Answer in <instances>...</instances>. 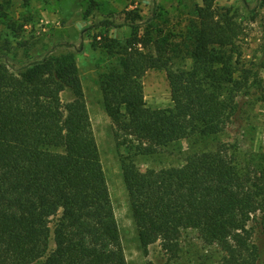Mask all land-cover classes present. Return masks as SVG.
Instances as JSON below:
<instances>
[{"label":"trees","instance_id":"16d2710c","mask_svg":"<svg viewBox=\"0 0 264 264\" xmlns=\"http://www.w3.org/2000/svg\"><path fill=\"white\" fill-rule=\"evenodd\" d=\"M11 1L0 0V9ZM242 34L217 0H201L179 43L137 31L123 41L98 36L95 48L108 61L98 73L102 104L145 256L159 244L175 260L183 234L194 231L221 250L220 264H259L264 155L240 165L218 144L180 168L142 171L134 161L224 133L239 111L237 98L252 87L264 103V73L257 72L264 61L256 69L242 65ZM180 52L189 68H174ZM151 70L166 72L172 107L148 106L143 78ZM0 264H128L71 53H49L18 70L0 57Z\"/></svg>","mask_w":264,"mask_h":264},{"label":"rangeland","instance_id":"374dc122","mask_svg":"<svg viewBox=\"0 0 264 264\" xmlns=\"http://www.w3.org/2000/svg\"><path fill=\"white\" fill-rule=\"evenodd\" d=\"M200 3L201 0H30L25 7L22 0H12L0 9V57L13 70L49 53L75 56L128 264L222 261L221 250L194 231L183 234L181 251L175 260L170 261L159 244L151 246L145 256L132 217L112 124L104 111L98 85V73L108 63L107 56L95 48L98 36L108 33L123 41L137 31L140 36L150 33L160 41L179 43L192 20L195 5ZM217 6L224 12L230 11L243 29L242 65L258 68L264 61V0H217ZM105 21L116 26L100 27ZM185 57L184 53H178L174 68H189L191 61ZM258 70L262 76L263 69ZM143 84L149 107H172L165 71L147 72ZM258 94L257 88L252 87L248 93L239 95V111L224 133L207 140L192 137L176 142L156 155L134 158L136 165L142 171L180 168L192 162L198 152L213 150L218 144L236 153L240 165L259 160L264 155V103ZM62 98L68 102L71 96L65 93ZM122 153L127 155L125 151ZM254 242L260 254L259 264H264V226L257 229Z\"/></svg>","mask_w":264,"mask_h":264}]
</instances>
